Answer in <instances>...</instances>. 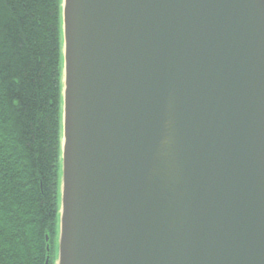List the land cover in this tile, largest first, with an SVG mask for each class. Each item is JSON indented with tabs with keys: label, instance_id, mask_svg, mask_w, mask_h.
Returning a JSON list of instances; mask_svg holds the SVG:
<instances>
[{
	"label": "water",
	"instance_id": "water-1",
	"mask_svg": "<svg viewBox=\"0 0 264 264\" xmlns=\"http://www.w3.org/2000/svg\"><path fill=\"white\" fill-rule=\"evenodd\" d=\"M61 17L54 264H264V0Z\"/></svg>",
	"mask_w": 264,
	"mask_h": 264
},
{
	"label": "trees",
	"instance_id": "trees-1",
	"mask_svg": "<svg viewBox=\"0 0 264 264\" xmlns=\"http://www.w3.org/2000/svg\"><path fill=\"white\" fill-rule=\"evenodd\" d=\"M62 0H0V264H54Z\"/></svg>",
	"mask_w": 264,
	"mask_h": 264
}]
</instances>
